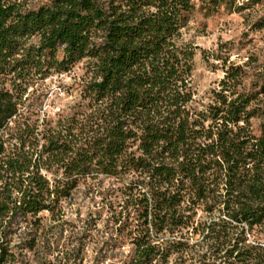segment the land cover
<instances>
[{
    "label": "trees",
    "instance_id": "1",
    "mask_svg": "<svg viewBox=\"0 0 264 264\" xmlns=\"http://www.w3.org/2000/svg\"><path fill=\"white\" fill-rule=\"evenodd\" d=\"M195 10L0 0V264H29L38 214L61 217L80 185L106 212L105 264H264V82L212 54L223 76L196 100ZM84 59L76 96L50 116L44 80Z\"/></svg>",
    "mask_w": 264,
    "mask_h": 264
},
{
    "label": "rangeland",
    "instance_id": "2",
    "mask_svg": "<svg viewBox=\"0 0 264 264\" xmlns=\"http://www.w3.org/2000/svg\"><path fill=\"white\" fill-rule=\"evenodd\" d=\"M194 2L196 10L185 36L200 48L196 51L191 75L196 100L204 103L210 100V90L217 87L223 76V58L227 59L226 65L229 62L247 64L244 66L249 74L245 81L247 86L251 82H264V26L258 27L260 22H264V0H222L215 7L206 6L203 0ZM206 8H210V13H205ZM212 54L222 59L215 60ZM85 62V59L81 60L71 70L44 80L48 91L42 108L50 116L64 109L76 96V91H69V86L78 81ZM259 96L260 105L264 108V93ZM99 207V198L88 195L80 185L71 198L62 203L61 217L52 219L48 212H40L38 243L34 251L27 252L24 258L22 256V261L28 259L29 264H71L75 257H82L83 264L99 261L105 264L106 212H101L98 217L96 211L100 210ZM93 221L95 227H92Z\"/></svg>",
    "mask_w": 264,
    "mask_h": 264
}]
</instances>
